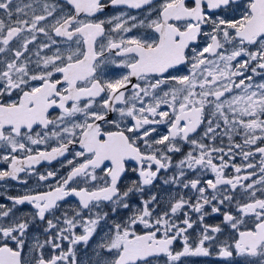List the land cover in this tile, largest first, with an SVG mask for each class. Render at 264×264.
<instances>
[{
	"label": "snow or ice",
	"instance_id": "snow-or-ice-1",
	"mask_svg": "<svg viewBox=\"0 0 264 264\" xmlns=\"http://www.w3.org/2000/svg\"><path fill=\"white\" fill-rule=\"evenodd\" d=\"M0 189V264H264V0H0Z\"/></svg>",
	"mask_w": 264,
	"mask_h": 264
},
{
	"label": "flooded vegetation",
	"instance_id": "flooded-vegetation-1",
	"mask_svg": "<svg viewBox=\"0 0 264 264\" xmlns=\"http://www.w3.org/2000/svg\"><path fill=\"white\" fill-rule=\"evenodd\" d=\"M107 11H108L109 14H114L118 10L108 9ZM185 150H187V146H186V149ZM176 159L178 160L179 159V156H177ZM59 167H60V164H59L58 161H56V162H53L52 165H48V164H42V165H40L39 168H38V171L44 172L47 169H50V168H59ZM66 171H67V168L62 169V173L63 172H66ZM7 183L9 185H12V187L9 188V190H8L9 191V194H12V195L18 194L17 189L20 188V186L19 185H16L15 182H13V181H8ZM29 184L30 185H35L36 184L35 178L31 179L29 181ZM157 185L158 186L155 189H153V191H155L161 197L162 201H166L168 199V195H169L168 186L161 185L159 181L157 182ZM37 190L38 191H46L47 189L44 188V187H40ZM0 191H3V189H0ZM175 191L176 190H173V194L175 193ZM2 202L8 203V201H2ZM70 203H73L74 204L75 201L74 200H71ZM23 209L24 210H28L29 209V206L28 205H25V206H23ZM195 218H196L195 217V214H193V219H195ZM175 247L177 249H179L181 247L180 243L178 242L175 245ZM187 259H189L192 262V264H218L217 261H215L213 259H209V258H187Z\"/></svg>",
	"mask_w": 264,
	"mask_h": 264
}]
</instances>
